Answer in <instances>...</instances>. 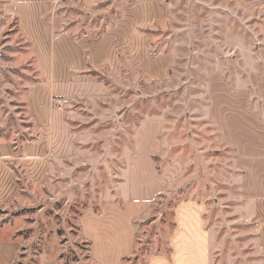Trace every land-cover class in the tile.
Here are the masks:
<instances>
[{
  "label": "rangeland",
  "instance_id": "obj_1",
  "mask_svg": "<svg viewBox=\"0 0 264 264\" xmlns=\"http://www.w3.org/2000/svg\"><path fill=\"white\" fill-rule=\"evenodd\" d=\"M11 2L0 0V140L15 143L21 153L23 141L35 132L26 108L27 90L40 79L37 53L21 32ZM52 2L47 16L55 14L62 29L81 38L90 31L99 37L119 23L120 36L93 46L103 57L121 44L122 76H115L107 64L94 70L108 87L107 104L104 98H65L69 102L63 105L78 111L84 122L73 123L80 133L78 155L53 163L46 182L29 180L18 159L9 163L23 188L16 199H0V225H5L0 229V264H10L16 245L12 264H92L78 216L88 205L120 192L126 195L134 136L141 121L151 120L162 124L155 157L158 170L164 173L174 163L180 172L137 221L135 260L128 264H147L150 254L169 253L175 211L189 199H207L211 205L208 223L219 232L214 261L264 264L254 225L239 220L246 198L240 192L236 150L224 142L209 115L210 91L223 83L232 89L248 87L253 109L264 115V0ZM159 5L169 14L151 24L159 18ZM147 39L148 56L172 59L163 79L152 78L128 57L127 52L139 48L137 57L145 63L141 45ZM38 42L40 63L47 69L48 44L45 39ZM74 51L78 60L79 49ZM57 99L54 106H59ZM32 105L36 117L44 111L43 91L33 95ZM143 138L154 141L146 129Z\"/></svg>",
  "mask_w": 264,
  "mask_h": 264
},
{
  "label": "crops",
  "instance_id": "obj_2",
  "mask_svg": "<svg viewBox=\"0 0 264 264\" xmlns=\"http://www.w3.org/2000/svg\"><path fill=\"white\" fill-rule=\"evenodd\" d=\"M12 1L10 6L17 15L20 30L32 42L37 53L35 61L40 81L31 84L27 90L30 102L26 107L35 130L31 135L33 138L23 141L21 153L17 152L14 143L11 145L0 140L2 201H11L20 194L18 175L14 167L9 166L13 160H19L20 169L25 171L29 180L44 183L48 180L53 163L59 165L78 155L80 133L73 123L84 122L79 118L78 111L64 105L54 106V97H84L85 100L104 98V104H107L105 98L109 92L108 87L100 78H96L94 70L107 64L115 76H122V60L119 55L121 44L112 47L110 55L105 52L103 57L97 56V48L93 46L109 36H120L121 31L117 32L120 29L119 23L109 27L99 37L90 31L84 38L77 39L72 30L61 28L55 14L47 16L51 15L52 0ZM164 9L161 5L156 7L159 18H154L151 24L156 22L155 19L159 20L169 14ZM140 37L138 35V40ZM38 39H45L48 44L50 66L47 69L40 63L41 47ZM144 43L141 46L148 60L143 63L140 56L137 57L139 48H133L127 52L130 61L134 66L142 67L152 78L163 79L172 65L171 57L164 56L162 59L160 55L155 58L148 56V39L146 45ZM73 49H79L78 60L74 59ZM224 84L210 91L209 115L215 121L224 142L236 150L237 168L242 171L240 192L246 198L239 220L254 225L264 252V115L253 109V94L248 87L236 90L231 88V84ZM40 91L46 96L47 105L36 117L32 98ZM245 97H248L246 104ZM145 129L154 141L152 138L150 141L143 138ZM161 130L160 123L141 121L134 136L135 148L130 159L128 192L126 195L120 192V196L104 198L100 204L88 205L78 216L81 236L89 243L92 264L130 263L124 257L135 254L138 244L137 221L150 210L155 197L180 172L174 163L164 173L158 170L155 157L160 148ZM210 206L207 199L181 202L174 215L169 253H152L147 258V264H225L214 261L218 250L214 243L218 241L219 232L208 223ZM4 227L0 225V229ZM16 252L17 245L10 264L14 262Z\"/></svg>",
  "mask_w": 264,
  "mask_h": 264
},
{
  "label": "trees",
  "instance_id": "obj_3",
  "mask_svg": "<svg viewBox=\"0 0 264 264\" xmlns=\"http://www.w3.org/2000/svg\"><path fill=\"white\" fill-rule=\"evenodd\" d=\"M64 30L66 31V30H69V29H64ZM74 35H75V37H76L77 39H80V38L83 36V35L78 34V33H74ZM26 108H27V107H26ZM31 138H33V136H30L28 139H31ZM14 146H15V148H16V150H17V145H15V143H14ZM14 169H15L17 175H18V183L20 184L21 188H23V187H22V183H21V178H20V176H19V174H18V171H17L16 168H14ZM87 244H89V243H87ZM136 250H137V248H136ZM136 250H135V254H134V256H132V257H124V260H126L127 262H128V261L135 260L134 257H135V255H136Z\"/></svg>",
  "mask_w": 264,
  "mask_h": 264
},
{
  "label": "built area",
  "instance_id": "obj_4",
  "mask_svg": "<svg viewBox=\"0 0 264 264\" xmlns=\"http://www.w3.org/2000/svg\"><path fill=\"white\" fill-rule=\"evenodd\" d=\"M68 102L69 100L65 98L58 100L59 107H62L63 104H67Z\"/></svg>",
  "mask_w": 264,
  "mask_h": 264
}]
</instances>
